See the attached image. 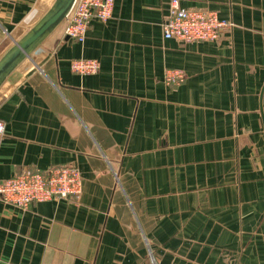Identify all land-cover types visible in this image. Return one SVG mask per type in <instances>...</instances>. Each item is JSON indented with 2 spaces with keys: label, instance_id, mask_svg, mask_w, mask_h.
Wrapping results in <instances>:
<instances>
[{
  "label": "crops",
  "instance_id": "0c3cea01",
  "mask_svg": "<svg viewBox=\"0 0 264 264\" xmlns=\"http://www.w3.org/2000/svg\"><path fill=\"white\" fill-rule=\"evenodd\" d=\"M170 1L116 0L1 88L0 179L72 164L83 189L0 199V264H264V0H179L234 24L190 43L163 35ZM46 5L0 0V56Z\"/></svg>",
  "mask_w": 264,
  "mask_h": 264
},
{
  "label": "built area",
  "instance_id": "2783aa9c",
  "mask_svg": "<svg viewBox=\"0 0 264 264\" xmlns=\"http://www.w3.org/2000/svg\"><path fill=\"white\" fill-rule=\"evenodd\" d=\"M116 0H76L68 18L62 24V36L83 43L94 20L108 21ZM231 20L222 19L214 10L183 7L179 0H171L167 17L162 23L165 38L182 42L215 41L233 27ZM99 60L76 58L71 69L80 75L95 74L100 70ZM169 83L181 82V70H168ZM5 124L0 123V133ZM83 189L80 169L72 164L57 165L48 171L26 170L9 178L0 179V199L22 209L34 202L79 198Z\"/></svg>",
  "mask_w": 264,
  "mask_h": 264
},
{
  "label": "water",
  "instance_id": "95a60500",
  "mask_svg": "<svg viewBox=\"0 0 264 264\" xmlns=\"http://www.w3.org/2000/svg\"><path fill=\"white\" fill-rule=\"evenodd\" d=\"M76 0H54L50 7L0 56V90L10 76L63 24ZM68 38V37H67Z\"/></svg>",
  "mask_w": 264,
  "mask_h": 264
},
{
  "label": "rangeland",
  "instance_id": "374dc122",
  "mask_svg": "<svg viewBox=\"0 0 264 264\" xmlns=\"http://www.w3.org/2000/svg\"><path fill=\"white\" fill-rule=\"evenodd\" d=\"M53 1H54V0H47V5H46L45 10H43V13H44V12L50 7V5L52 4ZM43 13L41 14V16L43 15ZM41 16H40V17H41ZM40 17H39V18H40ZM39 18H38V19H39ZM38 19H37L35 22H37ZM32 25H33V24H32ZM32 25H31V26H32ZM31 26H30V27H31ZM30 27H29V28H30ZM55 33L58 34V35L60 36V34L62 33V25H61V26H60V27H59V28H58L53 34H55ZM51 36H52V35H51ZM51 36H50V37H51ZM50 37H49V38H50Z\"/></svg>",
  "mask_w": 264,
  "mask_h": 264
}]
</instances>
